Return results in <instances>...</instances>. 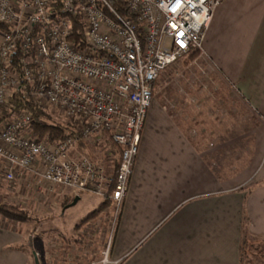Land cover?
Masks as SVG:
<instances>
[{
  "label": "built area",
  "instance_id": "2783aa9c",
  "mask_svg": "<svg viewBox=\"0 0 264 264\" xmlns=\"http://www.w3.org/2000/svg\"><path fill=\"white\" fill-rule=\"evenodd\" d=\"M117 1L121 8L112 0H0V23L9 26L0 31V172L5 168L9 181L33 175L39 187H66L74 198L108 197L116 213L155 81L190 53L205 54L207 30L224 0ZM76 18L80 41L72 38ZM24 89L46 112L74 119L71 134L36 138L32 113L16 107ZM101 135L121 149L114 174L78 151L79 141ZM110 247L111 240L103 264L117 263L108 259Z\"/></svg>",
  "mask_w": 264,
  "mask_h": 264
},
{
  "label": "crops",
  "instance_id": "0c3cea01",
  "mask_svg": "<svg viewBox=\"0 0 264 264\" xmlns=\"http://www.w3.org/2000/svg\"><path fill=\"white\" fill-rule=\"evenodd\" d=\"M197 64L209 79L227 84L259 129L264 126V0H224L207 30L205 54L189 65ZM164 72L154 83L151 109L114 231L111 260L116 264H241L245 233L264 239V133L250 137L255 141L254 163L222 161L215 166L209 159L214 155L244 158L246 146L241 154H231L230 143L248 137L220 135L223 144L211 150L215 138L211 111L198 123L173 117L163 100L157 101L154 89L159 94L169 77ZM212 90L206 88L205 93L210 96ZM229 121L223 119L221 126H229ZM102 200L85 193L76 204L85 202L83 206L94 210ZM69 205L57 215L74 206ZM92 210L78 222L70 219L67 234ZM52 220L57 225L67 221L59 216ZM96 220L99 230L93 235L101 233L103 221ZM38 234L36 222L12 221L0 214V264H37L34 251L43 264L49 241Z\"/></svg>",
  "mask_w": 264,
  "mask_h": 264
},
{
  "label": "rangeland",
  "instance_id": "374dc122",
  "mask_svg": "<svg viewBox=\"0 0 264 264\" xmlns=\"http://www.w3.org/2000/svg\"><path fill=\"white\" fill-rule=\"evenodd\" d=\"M164 74L167 77L169 76L165 80V88L159 94L154 89V93L157 94V101L163 100L162 102L165 103L163 107L173 117L201 123L206 117H210L209 112L211 111L215 135L213 145L209 146L211 150L218 149L217 147L220 148L223 144L221 141L223 134L235 138L245 133L248 137L245 142L241 141L242 138H240L239 144L237 140L230 143V145H233L230 146V149L233 148V151H230L231 154H234V152L241 154L242 146H246L247 151L244 158L243 156L241 158L232 156V158L222 159L218 155L210 156L212 158L209 159L214 162L215 166H221L222 161L223 164L234 162L232 164L236 165H241L244 162L245 165H250L256 161L254 157L255 150L252 149L255 141L250 137L260 134L261 131L264 133V126L259 129L257 121L251 118L243 105L239 104L233 92L228 90L227 84L209 79L201 65H186L185 59L167 67ZM209 87L213 89L210 96L205 93V89ZM205 95H207L206 99ZM48 114L51 116L52 122L71 125V127L75 122L74 119L61 115L56 111L49 110ZM223 119L230 120L229 126H221L223 125ZM217 137H220L218 141ZM238 145L240 151H238ZM78 151L90 156L93 161L104 168L106 166L109 174L116 173L119 153L114 144L109 141L107 135L94 136L83 140V142L79 141ZM2 170L0 172V205L14 206L29 214L31 216L30 220L18 222H36L38 236L48 238L49 243L48 248H46L48 254L45 255L47 257L44 259L43 264H103L110 240L112 246L113 231H115L118 224L120 214V210L116 213L115 206L112 205L111 201L93 217L80 223L72 234H67L69 220L78 222L80 218L93 209L91 205L86 207L83 206L85 202H80L71 206L65 214L57 215L58 212L62 211L64 204L73 202L74 197L71 196L70 189L61 186L54 187L44 182L40 183L42 186L39 187L40 185L37 182L35 183V178L30 174L24 177L18 176L15 180L9 181L5 178L6 169L2 168ZM102 199L103 204L106 198ZM55 216L67 220L64 223L65 227L63 224L57 225L56 221L53 222L52 219ZM46 217H49L48 220L45 219ZM96 219L103 221L100 223L101 233L95 232L93 235L91 232L99 230ZM110 251L111 247L108 253L109 260H111ZM90 252L94 253V256ZM249 259L254 260L257 264H264L262 262L264 261V242L258 241L255 244L248 242L245 245L242 264H250Z\"/></svg>",
  "mask_w": 264,
  "mask_h": 264
},
{
  "label": "trees",
  "instance_id": "16d2710c",
  "mask_svg": "<svg viewBox=\"0 0 264 264\" xmlns=\"http://www.w3.org/2000/svg\"><path fill=\"white\" fill-rule=\"evenodd\" d=\"M112 2L116 7H118V8L122 7L119 1L112 0ZM73 25H74V35L72 36V38L74 40H77V41L82 40V29H83L82 28V21L80 19L76 18L73 20ZM8 30H9V26L0 23V31L5 32ZM199 55H200L199 51H194V52L190 53V55L185 59V64L189 65L190 63L195 61ZM14 62L16 63V65L19 66L17 60H14ZM15 99H16V107L27 109L32 113L33 118H34L33 135L36 138L47 139V140H51V141H62L68 135L71 134V128H72L71 125L62 124L59 122H52L53 120H52L51 116L48 114V112H46L45 110L40 108L38 106V104H36L32 100V98L28 95L26 89H24L21 93H18L15 96ZM43 121H47L46 124H44ZM81 142H83V140H81ZM114 146L116 147V150H118V153L120 155L121 149L119 147H117L115 144H114ZM118 166H119V161H118V164L116 167V172L118 170ZM109 201H110L109 198H106L104 203L103 204L101 203L100 206H98L92 212L88 213L81 220V223H83V221H86L89 218L93 217V215H95L97 212L102 210L106 206V204L109 203ZM65 205H67V204H64L63 206H65ZM0 214L4 215L5 217H7L11 220H14V221L15 220L27 221V220L31 219V216L29 214H27L23 210H20L14 206L11 207V206H6V205H0ZM254 241L255 242H258V241L264 242V239L253 237V236L249 235L248 232H246L244 237H243L241 247H240L241 264L243 262V252L245 249V245L248 242H252V244H255ZM248 262L250 264H257L252 259H249ZM262 262H264V261H262Z\"/></svg>",
  "mask_w": 264,
  "mask_h": 264
},
{
  "label": "water",
  "instance_id": "95a60500",
  "mask_svg": "<svg viewBox=\"0 0 264 264\" xmlns=\"http://www.w3.org/2000/svg\"><path fill=\"white\" fill-rule=\"evenodd\" d=\"M79 198H80V197H76V198H74V200H73V202L71 203V205L76 204V202L78 201ZM71 205H69V206H71ZM34 255H35V258H36L37 264H39V258H38V255H37V253H36L35 251H34Z\"/></svg>",
  "mask_w": 264,
  "mask_h": 264
}]
</instances>
